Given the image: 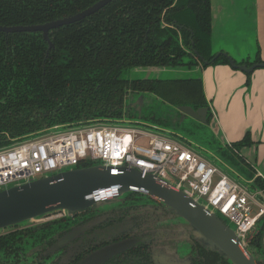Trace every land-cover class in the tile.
Wrapping results in <instances>:
<instances>
[{
    "label": "flooded vegetation",
    "instance_id": "obj_1",
    "mask_svg": "<svg viewBox=\"0 0 264 264\" xmlns=\"http://www.w3.org/2000/svg\"><path fill=\"white\" fill-rule=\"evenodd\" d=\"M160 1L155 0L154 10L148 11L151 17H146V20L141 17L135 18L133 7L126 4L127 8L122 10L125 17L121 25V60L113 68L100 69L98 73L97 70H92L95 71L93 77H122L126 71L135 66H155L156 68H177L179 70L198 68L202 71L211 67L224 66L242 74L245 77V87L249 89L251 77L256 71H262L264 75V68H255L250 73L235 68L251 69L256 65L264 64L260 55L259 42L256 38L257 52L254 56H247L241 60L231 57L233 65L228 60V53L226 54L224 51L212 53L208 42L212 30L211 0H183L184 2L182 0H164L163 4L166 5L159 8ZM253 6L252 11L255 10ZM149 17L150 19H148ZM144 23L145 26L142 28ZM251 28L255 32V25ZM57 29L48 32L49 40L50 34ZM206 33H208L207 41ZM2 34L4 37L12 35ZM40 35L45 43L43 63H46L48 56L55 53L56 49L51 41L52 47L44 41L41 33ZM3 43L4 47L2 44L0 45V59L3 58L6 61L15 54V49L9 55L8 50L14 48V45L7 44V42ZM90 50L91 48L88 49V55L93 54ZM63 57L61 56L60 59L63 60ZM120 68L124 69L123 73L118 72ZM34 74L29 72H25V74L16 73L15 71L1 73L3 77H37ZM89 86L83 88L85 91L87 90V93L89 92L86 97L74 93L70 96L60 94L59 104L56 101H51L50 97L47 104L38 100L40 102L38 106L48 105V108L55 107L54 110L60 107L61 111L65 109L74 115L86 111L94 112L98 109L97 112H103L109 104H106L102 98L97 99L93 95L97 86L91 91H89ZM124 88L131 93H138L132 88V84H125ZM157 88V92L160 93L161 87L156 86L155 89ZM42 98L46 99L47 95ZM6 100L8 102L10 98L7 97ZM121 110L123 112V106ZM211 118V115L207 116V123ZM101 119L104 121H99V123L108 124L120 120L121 116H105ZM131 124L135 125L133 122ZM192 128L195 132L186 131L184 137L181 138L182 141L192 146L199 153L207 154L212 160L223 165L226 170L232 173H234L233 171H244L250 177L248 184L254 192H257L261 198L264 197V169L261 170L256 163L251 162L242 153L244 149L253 146L250 134H245L240 143L239 141L223 143L217 140L213 134L209 136L206 134L201 138L197 137L196 132H199L200 129H208L206 125L192 126ZM197 141L206 142L215 151H208ZM234 174L239 177L238 173L235 172ZM173 217V214L163 203L129 197L113 211H89L68 219L63 216L49 218L39 226L14 228L1 235L0 264H81L96 250L107 245L105 243L107 237H109L108 244L129 238L137 239L138 242L133 248L113 255L103 264H173L177 262L182 264H228L219 255L201 248L192 238L186 242L188 251L177 253L171 250V238L167 234H161L160 231L156 230V226L163 220H169ZM154 222L155 236L147 232V229L152 228ZM105 232H107L106 235H104ZM110 233H115V237H111ZM257 240L256 234L251 240L250 247L261 258L262 245L256 246ZM154 241L155 257L152 254L151 246Z\"/></svg>",
    "mask_w": 264,
    "mask_h": 264
},
{
    "label": "water",
    "instance_id": "obj_2",
    "mask_svg": "<svg viewBox=\"0 0 264 264\" xmlns=\"http://www.w3.org/2000/svg\"><path fill=\"white\" fill-rule=\"evenodd\" d=\"M111 1L113 0H100L79 13L42 25L0 26V33H41L44 41L52 47L48 38V32L50 30L78 23L101 10ZM218 34L212 11V30L210 36L212 53L220 51H224L226 54L228 53V60L233 65L231 57L234 58L238 54L245 58L252 51V49L247 50L246 46L236 44L240 39L235 38L229 41L232 43H230L231 45L225 46L224 48L219 47L216 45ZM256 52L257 48L255 50ZM253 56L254 54L252 52L251 57ZM235 59L241 60L236 57ZM235 68L245 73H250L255 68H264V64L256 65L251 69H246L245 67ZM130 70L137 71L140 74H144V71H146L147 75L144 78H122V80L126 82L199 80L202 85V92L207 107L195 109L189 105L174 106L149 92L131 93L130 91H125L122 105L123 112L120 120L118 119L113 121V123L105 124L99 123V121H104L101 118H81L71 122L42 127L36 131H31L14 138L6 135L7 142L0 149L9 148L21 141L33 140L71 128L100 124L134 128V125L131 124L133 122L135 125H141L148 130L154 131L158 135L181 142L201 157L198 151L181 140L186 131L195 132L192 126L206 125L207 130L214 135L212 127L215 122V116L212 104L205 96L203 78L199 70L156 67H141ZM151 73H155L156 76L150 77L149 75ZM162 74L169 75L172 78L160 79L158 75ZM245 88L247 89V87ZM133 94L138 95V98L134 102L131 101L130 104H127L128 99ZM144 96H151L164 104L169 112L164 114L147 111L143 115ZM208 114L212 116L209 123H207ZM117 166V174L110 173L111 164L98 162L88 166H75L51 171L0 187V236L14 228L39 226L46 218L54 215H60L59 217L63 216L65 219H68L89 211H99L100 206L105 203L114 202L119 205L125 201L126 198L124 196L139 194L143 195L149 201L163 203L173 214V218L163 220L156 226V230L160 231L161 234H167L171 238V250L177 253L188 251L186 242L192 238L201 248L219 255L228 264L264 263L263 238L260 258L255 255L256 251L250 247V241H244L243 236L236 231L231 223L218 213L211 211L201 198L193 194L186 187L176 182H173L171 187H166L160 184L153 175L143 177L134 168L126 169L121 165ZM259 223L255 225L252 231L251 240L256 234L262 233V227H259ZM147 232L155 236V222L150 230L147 229ZM110 234L111 237H115L116 235L115 233ZM108 238H106V246L96 250L82 261L81 264H103L113 255L133 248L138 242L137 239L129 238L108 244ZM151 246L153 249L152 254L155 257V241ZM173 264L182 263L177 262Z\"/></svg>",
    "mask_w": 264,
    "mask_h": 264
},
{
    "label": "trees",
    "instance_id": "obj_3",
    "mask_svg": "<svg viewBox=\"0 0 264 264\" xmlns=\"http://www.w3.org/2000/svg\"><path fill=\"white\" fill-rule=\"evenodd\" d=\"M97 1L99 0H0V26L42 25L79 13ZM163 1H160L159 8L166 5ZM126 4L133 7L135 18L141 17L143 20L150 16L148 11L155 8V0H115L90 18L54 30L50 34V41L56 52L48 56L46 63H43L45 43L40 33H15L7 37L0 33L2 47L3 42L14 45V48L8 50L9 55L15 49V54L6 61L0 59V147L6 144V135L14 138L42 127L81 118L122 117V94L128 90H124L125 84H132L135 91L152 93L174 106L189 105L195 109L207 107L199 80L126 82L121 77H93L95 71L92 70H97L98 73L100 69L113 68L121 60V25L125 17L122 10L127 8ZM207 36L208 33L206 41ZM208 42L211 48L210 37ZM90 48L93 54L88 55ZM61 56H64L63 60L60 59ZM141 67L155 66L132 68ZM13 71L35 73L37 77L1 75ZM118 72L123 73L124 69L120 68ZM87 85L91 86L89 91L97 86L93 95L109 104L106 109H102L103 112H97L98 109L74 115L65 109L61 111L60 107L54 110L55 107L48 108V105L38 106V100L47 104L50 97L51 101L59 104L60 94L70 96L74 93L86 97L89 92L83 88H87ZM156 86L161 87L160 93L157 92L158 88L155 89ZM44 95H47L46 99L42 98ZM7 97L10 98L8 102ZM91 164L93 163L80 166ZM257 237L256 246H260L261 233Z\"/></svg>",
    "mask_w": 264,
    "mask_h": 264
},
{
    "label": "built area",
    "instance_id": "obj_4",
    "mask_svg": "<svg viewBox=\"0 0 264 264\" xmlns=\"http://www.w3.org/2000/svg\"><path fill=\"white\" fill-rule=\"evenodd\" d=\"M98 162L111 164V174H117L121 165L143 177L153 175L166 187L173 182L186 187L231 223L246 242L251 243L255 225L264 219V197L257 192H247L181 142L132 127H76L0 149V187Z\"/></svg>",
    "mask_w": 264,
    "mask_h": 264
},
{
    "label": "crops",
    "instance_id": "obj_5",
    "mask_svg": "<svg viewBox=\"0 0 264 264\" xmlns=\"http://www.w3.org/2000/svg\"><path fill=\"white\" fill-rule=\"evenodd\" d=\"M217 32L216 45H231L233 38L244 39L243 27L250 17L255 25V38L259 42L264 60V0H211ZM254 5V6H253ZM252 6L255 9L252 11ZM222 33V34H221ZM231 43V44H230ZM218 47V48H219ZM242 49V48H241ZM250 50V46L247 50ZM244 53V52H243ZM252 51L246 55L251 56ZM243 59L238 55L234 58ZM199 70L203 78L204 93L212 104L215 122L212 130L217 140L233 143L250 134L253 146L242 151L243 156L264 169V75L256 71L251 85L245 88V77L228 67L217 66ZM212 126V125H211Z\"/></svg>",
    "mask_w": 264,
    "mask_h": 264
},
{
    "label": "rangeland",
    "instance_id": "obj_6",
    "mask_svg": "<svg viewBox=\"0 0 264 264\" xmlns=\"http://www.w3.org/2000/svg\"><path fill=\"white\" fill-rule=\"evenodd\" d=\"M242 19L247 18V22L245 24L244 27V32H245V37L244 39H240L238 40V42H236V44H241L243 46H250V48L252 49L253 54H255V50H256V45H255V35H254V31L251 28V20L250 17L248 18V16L245 14L242 15ZM255 48V49H254ZM147 72L144 71V74H140L137 71L134 70H128L126 71L121 78L123 79H131V78H144L146 77ZM150 77H155V73H151L149 75ZM160 79H165V78H172L171 76L169 77V75L166 74H162V75H158ZM138 98V95L133 94L132 96H130V98L127 101V104H130L131 101H135ZM147 111H153L156 113H164L167 114L168 108L160 103L159 101L155 100L154 98H152L151 96H144V107L142 110V114H146ZM143 121V120H142ZM147 123V122H146ZM149 123V122H148ZM134 128H137L139 130H144V131H148L151 132L153 134H156L154 131L148 130L147 128L141 126V125H134ZM201 133V134H199ZM197 137L201 138L203 137V135H211L210 131L207 130L206 128H202L199 130V132L197 133ZM196 141V140H194ZM198 142V141H197ZM199 144H202V146L207 149L210 152H214L215 150L213 148H211L210 145H208L206 142L202 143V141L198 142ZM207 144V145H206ZM201 154V158H203L204 160L208 161L209 163H211L213 166H215L218 171L224 175H226L228 178H230L233 182H235L236 184H238L239 186L243 187L244 189H246L247 192L249 193H253L254 190L252 189V187L248 184V180L250 179V177L243 171H233L234 173H238L239 177L232 173L231 171L226 170V168L219 164L218 162L212 160V158H210L207 154L204 153H200ZM262 170V169H261ZM129 197H135L140 198V199H145V197L142 195L140 196L139 194H132V195H126L124 196V198H129ZM118 206V204H115L114 202L111 203H105L103 205L100 206V209H98L101 212H106V211H112L114 210L116 207ZM232 225V224H231ZM259 227H262V238L264 240V219L260 221L259 223ZM19 229V228H18ZM21 229V228H20ZM256 255V252H255Z\"/></svg>",
    "mask_w": 264,
    "mask_h": 264
}]
</instances>
